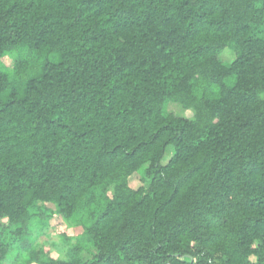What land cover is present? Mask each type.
<instances>
[{
  "label": "trees",
  "instance_id": "1",
  "mask_svg": "<svg viewBox=\"0 0 264 264\" xmlns=\"http://www.w3.org/2000/svg\"><path fill=\"white\" fill-rule=\"evenodd\" d=\"M0 264H264V0H0Z\"/></svg>",
  "mask_w": 264,
  "mask_h": 264
},
{
  "label": "rangeland",
  "instance_id": "2",
  "mask_svg": "<svg viewBox=\"0 0 264 264\" xmlns=\"http://www.w3.org/2000/svg\"><path fill=\"white\" fill-rule=\"evenodd\" d=\"M230 54L229 53H226L225 54V58L226 59H229L231 58V56H229ZM14 58H8L6 60V65L9 67V68H12L13 67V64H14ZM169 111L171 112H175L177 115H183L187 118H191L192 117V113L190 112H183L179 107L175 106V105H169L168 107ZM133 184L134 185H137V184H140V176H136L134 181H133ZM52 224L54 225V230L53 231H50L49 232V235L47 237L43 236L40 238L39 240V243L44 245L51 253V256L55 257V258H58V248H56L55 246H53V244H55L56 246L60 245V235H59V228H57V225H60L62 224V220L60 218H55L53 221H52ZM56 225V226H55ZM67 233H71V230H68ZM91 258L90 255H86L85 259H89Z\"/></svg>",
  "mask_w": 264,
  "mask_h": 264
}]
</instances>
